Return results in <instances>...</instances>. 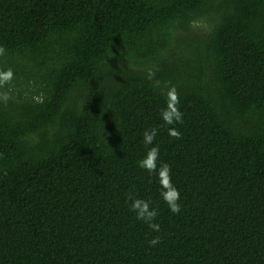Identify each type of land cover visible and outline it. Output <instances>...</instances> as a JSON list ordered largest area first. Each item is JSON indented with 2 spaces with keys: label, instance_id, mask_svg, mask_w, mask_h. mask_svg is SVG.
I'll return each instance as SVG.
<instances>
[{
  "label": "trees",
  "instance_id": "trees-1",
  "mask_svg": "<svg viewBox=\"0 0 264 264\" xmlns=\"http://www.w3.org/2000/svg\"><path fill=\"white\" fill-rule=\"evenodd\" d=\"M0 264H264V0H0Z\"/></svg>",
  "mask_w": 264,
  "mask_h": 264
},
{
  "label": "rangeland",
  "instance_id": "rangeland-1",
  "mask_svg": "<svg viewBox=\"0 0 264 264\" xmlns=\"http://www.w3.org/2000/svg\"><path fill=\"white\" fill-rule=\"evenodd\" d=\"M197 26H199L200 28L196 29L197 32L202 33V34H207L210 26H209V22L207 20H202L200 21ZM201 38H206V37H201ZM202 53L204 54L205 50L203 49V45L202 43L198 44ZM193 59V55L191 56L190 60Z\"/></svg>",
  "mask_w": 264,
  "mask_h": 264
}]
</instances>
